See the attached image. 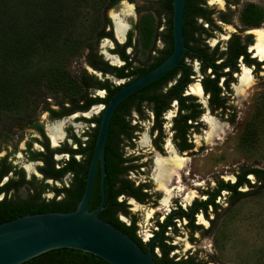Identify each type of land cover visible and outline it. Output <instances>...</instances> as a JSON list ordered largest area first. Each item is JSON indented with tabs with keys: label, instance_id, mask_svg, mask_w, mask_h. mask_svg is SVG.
<instances>
[{
	"label": "trees",
	"instance_id": "16d2710c",
	"mask_svg": "<svg viewBox=\"0 0 264 264\" xmlns=\"http://www.w3.org/2000/svg\"><path fill=\"white\" fill-rule=\"evenodd\" d=\"M79 0H0V126L2 122L10 121L15 115L27 114L36 110L39 106L47 112L48 118L59 119L74 112H84L91 105L106 104L107 100L119 89L120 85L114 86L105 78L98 79L95 75L87 72L85 68L77 77L71 78L65 69L68 59L75 53L86 48L87 52L83 56V62L87 67L102 76L109 74L117 79L128 78L129 80L147 72L149 69L161 62L171 51V0H159V10L156 17L166 18V27L162 33L164 46L156 51L157 54L151 57L146 64L136 65L134 62L135 53L146 50L147 53L154 50L155 26L149 14L141 15L132 26L137 31L138 39L135 43L131 40L132 30L126 34L124 44L115 41L109 19L103 16L101 20H94L93 32L89 39H82L78 35H72V30L77 22V7ZM104 9L115 6L120 0H100ZM198 0H185L183 10L182 33L184 42L189 44V48L194 52L187 54L190 58L198 60L199 71L202 74L200 80L204 93L208 94L207 106L212 113L218 110L220 115L228 113L229 123L232 122L233 110L227 104L228 96L221 95L222 90L218 86L220 77H224L222 86L228 91V83L231 81V73L237 71V59L242 56V61L249 65L254 63L248 57L245 46L251 42L250 36L239 37L231 34L226 41L225 50H218L215 45L208 48L203 44V36H207L206 30L195 25L193 17L203 16V9L196 6ZM264 19V10L255 4L249 3L242 7L239 14V21L243 27H258ZM210 24V20H207ZM90 33V34H91ZM109 39L113 47L110 52L118 56L123 62L120 66H111L104 61L100 54L93 48L100 39ZM131 47L129 54L125 53V48ZM186 54V52H185ZM221 59L219 63H215ZM227 68V71L222 70ZM177 68L174 67L166 74L137 90L121 100L113 110L106 141L104 145V172L103 177V208L98 213V217L128 235L143 250L144 246L134 235L132 224L124 225L115 216V212L125 213L122 202L116 201L117 195L131 192L134 195L138 189L131 188L128 180L124 177L127 166L123 165L125 158L117 151L120 144L125 139L129 141L132 137L133 126L129 125V116L132 111L139 115V119H144L142 110L149 111L152 116V125L149 133L156 131L153 143L158 149L162 139L161 125L162 113L165 112L170 102L175 99L177 102L176 115L171 118V141L179 151L188 150L191 144L186 142L189 133H197L201 124L197 121L203 112L196 98L191 95H182V89L190 80L189 67L181 66V77L170 87H166V82L172 77ZM209 69V73L205 71ZM45 85L48 89L58 93L61 98L54 101V108L40 100L45 93L40 90V86ZM103 89L104 96L97 97L89 91ZM51 93V92H50ZM56 95V94H55ZM49 98V96H47ZM50 101V98H49ZM48 101V102H49ZM262 105V104H261ZM264 104L261 108H255L251 119L245 124L242 133L240 147L244 150L252 148L256 137V123L264 120ZM80 120L94 122L95 127L86 132V140L80 141L70 134L75 148H70L63 144L57 151L68 154L67 159L60 161L52 160L53 149L48 147V143L43 134L41 125L32 124L33 128L42 138L40 144L42 152H31L29 160H41L42 165L37 171L42 175L39 182L50 179L53 182L62 181L64 175H68L67 185L47 186V184H36L33 175L29 179L24 178L22 170L14 169L5 159H0V182L6 175V180L0 184V223L17 218L25 214H35L43 212H64L73 210L78 202L84 185L88 162L91 156L99 115L95 118ZM30 119L26 120L29 125ZM136 127V126H135ZM56 151V150H55ZM74 155H79L76 159ZM57 166V167H56ZM11 172L10 175L8 173ZM250 175L251 182L247 177ZM234 181H223L215 178V186L202 191L206 195L203 200H193L187 211L177 210L176 217H185L191 231L199 228L193 224L194 214L201 211L206 218L209 212L215 213L220 207L215 202L221 191L227 194L226 202L230 206L234 203L256 194L264 189V168L241 166L233 173ZM21 187H26L24 197H10V193H15ZM52 193L49 199L41 198L44 189ZM242 188H245L242 190ZM138 196V195H137ZM136 196V197H137ZM56 197H59L56 199ZM138 198V197H137ZM99 201V170L96 169L88 209L97 205ZM170 223V222H168ZM208 227L203 230L206 235L213 228V218L208 220ZM160 225V224H159ZM160 256L152 254L155 264H205V262H194L192 258L173 261L167 257L171 246L158 243ZM20 264H107L101 259L86 252H81L69 248H58L46 251Z\"/></svg>",
	"mask_w": 264,
	"mask_h": 264
},
{
	"label": "rangeland",
	"instance_id": "374dc122",
	"mask_svg": "<svg viewBox=\"0 0 264 264\" xmlns=\"http://www.w3.org/2000/svg\"><path fill=\"white\" fill-rule=\"evenodd\" d=\"M204 1L213 12L224 9L223 0ZM249 3L256 4L264 10V0H239V4L231 9L232 13L228 15L233 25H224L216 20L214 17L215 15H212L214 24L219 26V31L211 30L213 37L207 40L208 44H212V42L219 40L221 42L220 47H222L225 40L224 38L231 31L238 30L235 28L241 26L239 21L240 11L243 6ZM158 10L159 0H120L115 6L109 9H104V5L100 0H79L77 7V22L71 32L73 36L76 34L82 39H89L92 35L91 32H93L94 25L92 24L94 20H101L103 16H106L112 26L113 20L111 15L116 14L122 22L127 25V31L132 30L131 40L135 43L138 39V34L136 30L132 29V26L141 15L149 14L154 23L159 22L158 25L155 26L156 34L154 43V49L159 50L164 46L162 33L166 27V18L164 16H161V18L156 17ZM258 27L264 30V19ZM239 33L241 35L245 34L244 31ZM252 33V41H254L255 36L256 43L255 31L253 30ZM111 48L112 44L110 40L102 38L93 50L97 51L107 62L113 64L121 63L117 62L115 54L110 52ZM86 52L87 49L82 48L80 52L70 56L65 67L68 75L71 78H75L81 73L82 69L85 68L87 72L94 74L97 78H105L99 72L90 70L85 65L83 56ZM154 55V51L147 53L146 50L138 49L135 53L136 61L134 64L144 65L149 62ZM111 56L114 58L112 59ZM255 58L257 60V57ZM242 66L245 65L240 64L239 72L233 74L235 81L230 84L228 104L234 114L232 122L229 123V121H226L225 117L228 115H212L207 111L203 113L199 119L203 128L200 129L199 133L189 135L192 142V149L187 152L178 153L177 155L178 157L186 158L184 167L180 170L182 182L181 179L178 180L173 177L171 179V187H181V190L177 191L174 189L172 191L167 205L158 204L163 193L155 189L157 185L155 186L153 184L155 177L153 166L155 164V159L166 158L174 153L173 150L170 151L167 147L169 144L166 142L170 137L168 127L173 109L171 108V110L167 111L163 116L165 118V123L163 125L165 138L162 142L161 154H157L158 152L155 151L150 143L151 137L148 133L150 120H138L133 116L134 114H132V119L140 129L133 140V148H125L124 156L138 158L137 163L142 165L139 169L140 173L139 175L131 173L129 177L134 180V182H142L149 187V197L145 204H139L131 199L125 200L129 214L136 218V234H149L148 229H153L155 225L154 221L161 219L171 206L175 204L186 206L192 198L199 197V191L212 188L215 184L214 178H222L223 180L231 181L233 179V173L241 166L264 168V120H258L256 123L255 145L247 150L240 147L245 124L251 119L254 109L261 108L264 104V65H260L259 69L245 66L249 69L250 75V82L245 86H240L238 81V75L242 72ZM194 67L195 62H192V68ZM243 68L244 67H242V69ZM39 88L40 90H44L45 93L43 94H46L41 96V105H44L45 102L54 108V101L61 98V96L58 93H54L55 91L48 89L45 85H41ZM89 92L91 94H99L97 90H91ZM187 92L193 93L191 91V86H189V89L187 86ZM47 96L50 98L49 102L47 101L49 99ZM197 98L200 102L201 99H203L202 96ZM100 109L101 105L94 106L90 111L91 115L97 116ZM262 114H264V112ZM91 115L89 116L91 117ZM81 116L82 114L75 113L60 119L51 120L40 106L27 114L15 115L10 121L1 123L0 158L4 156L5 163L11 164L15 169H21L26 179L30 178L29 176L33 174L36 184L40 183L42 185L45 183L47 186H60L61 183L50 180L39 182L41 177L35 167L40 163L28 160V155L30 152L42 150L39 144L41 138L30 126L35 124V122L41 125L47 137L48 144L50 145L51 136L48 138L45 128H48L47 132H49V127L57 126L62 123V131L64 133L63 139L57 140L55 143L56 145L50 146L55 148L60 146L63 142H67V144L73 147V142H71L70 139H66V134L71 133L75 137H78L80 141H83L85 139L84 132H87L90 126H92V124L78 120ZM27 119L31 120L29 121V125L25 123ZM134 121H132V123ZM165 142L167 150H165ZM158 155H160V157H158ZM64 157L65 155H57L53 157V159L58 161ZM26 165H30L29 171L26 169ZM248 178L251 182L253 181L250 175ZM174 179L179 183L177 181L172 183ZM66 183L67 177H64L62 179V184ZM172 184H175V186H172ZM244 189L245 188H242V190ZM25 193L26 187H21L17 192L10 193V197L21 198L25 196ZM189 194H191V199L187 201L186 198ZM51 197L52 193L45 188L41 193V198L49 199ZM58 198L59 197H56V199ZM226 199L227 194L221 192L220 197L217 199L220 207L215 213L208 212V218H213V228L206 235L201 236L199 233L189 235L188 231L182 227V224L178 223H176L178 227V236H173L168 230L167 234L171 237L170 242L176 246L174 252L177 256L193 254L198 259L209 261V264H264V189H261L256 194L248 196L231 206L227 204ZM119 218L120 220L126 221V218L123 216H119ZM196 223L201 224L203 226L202 228L207 227V223L200 218V216H196ZM189 239H193V241L190 242Z\"/></svg>",
	"mask_w": 264,
	"mask_h": 264
},
{
	"label": "water",
	"instance_id": "95a60500",
	"mask_svg": "<svg viewBox=\"0 0 264 264\" xmlns=\"http://www.w3.org/2000/svg\"><path fill=\"white\" fill-rule=\"evenodd\" d=\"M185 0H171L172 50L147 72L121 84L103 107L88 162L81 196L73 210L25 214L0 223V264H20L46 251L69 248L89 253L107 264H155L149 244L142 250L128 235L98 217L103 208V151L110 118L124 98L158 79L178 64L186 50L182 33ZM112 23V22H111ZM113 36L117 42L124 41ZM52 145V144H51ZM53 146V145H52ZM99 168V201L88 209L96 168Z\"/></svg>",
	"mask_w": 264,
	"mask_h": 264
},
{
	"label": "flooded vegetation",
	"instance_id": "af4514ba",
	"mask_svg": "<svg viewBox=\"0 0 264 264\" xmlns=\"http://www.w3.org/2000/svg\"><path fill=\"white\" fill-rule=\"evenodd\" d=\"M214 1H216V0H214ZM217 2H219V1H217ZM223 4H224V9H221V10H219V11H216V12H213L211 9H209L208 8V6L205 4V1L204 0H198V3L196 4V6H199V7H201L204 11H203V16H201V15H198V16H194L193 17V19H194V22H195V25H198V26H201V28H203L204 30H206V32H207V36H203L202 35V38H203V44H205L208 48H213L215 45L217 46V48H218V50H220V51H223V50H225V45H226V41L229 39V37H230V35L231 34H235V35H238L239 37H244V36H250V38H251V42L249 43V44H247L246 46H245V51L248 53V57L249 58H251L254 62H256V63H258V65H255L254 63H251V64H249V65H247V64H245L243 61H242V56H239L238 57V59H237V64H236V67H237V71H234V72H232L231 73V75H230V77H231V81L228 83V91H225L224 89H223V86H222V81L224 80V77L222 76V77H220L219 78V80H218V86L221 88V90H222V93H221V95H225V96H228V100H229V92H230V84L232 83V82H234L235 80H234V77H233V74H237L238 72H239V66H240V64H243V65H245V66H248V67H253V68H255L256 67V69H259V66L260 65H264V58H262V59H260L256 54H255V48H254V45H255V36H254V41H252V37H251V33L253 32V30H256V29H262V28H259V27H243L242 25H241V23H240V25L241 26H238V28H235V26H234V28L235 29H238V30H234V31H231L224 39V42H223V46L222 47H220V41L218 40V41H214V42H212V44H208V42H207V40L209 39V38H212L213 37V35H212V33H211V30H213V31H215V30H217V31H219V26H217V25H215L214 24V22H213V18H212V15H215L214 17L216 18V20L217 21H219L220 23H222V24H224V25H233L232 24V22H231V20L228 18V15H230V13H232V10L231 9H233V8H235L238 4H239V0H223ZM256 5V4H255ZM259 7V6H258ZM261 8V7H260ZM207 20H210V24L208 23V21ZM263 21V20H262ZM262 21H261V23H262ZM261 23H260V25H261ZM113 24V23H112ZM205 25V26H204ZM111 28H112V26H111ZM113 30H114V25H113ZM242 31H244L245 32V34L243 35H241L239 32H242ZM127 32L128 31H126L125 33H124V41L122 42V43H119V42H117L116 41V39H115V41L117 42V43H119V44H124L125 43V41H126V34H127ZM112 33H113V31H112ZM253 34V33H252ZM254 35V34H253ZM114 37V36H113ZM184 38V37H183ZM172 41V40H171ZM111 42V41H110ZM111 44H112V42H111ZM184 44H185V42H184ZM112 47H113V44H112ZM185 47H186V50L183 52V54H182V56H181V58H180V60L178 61V64L176 65V66H174V67H176L177 69L175 70V72L173 73V75H172V77H170V79L166 82V87H170V86H172L173 84H175V82L181 77V71H180V67L181 66H185V67H189L190 68V71H191V75H189L188 76V79L190 80L188 83H186L185 84V86L183 87V89H182V95H191V96H193V97H195L196 98V102H198L199 104H200V106H201V108H202V110H203V112L199 115V117L197 118V121L201 124V121L199 120L200 119V117L203 115V113L205 112V111H207L208 113H210V114H212V115H218V116H221L219 113H218V110L217 111H214V112H210L209 111V108H208V106H207V98H208V94L207 93H204L203 92V89H202V86H201V83H200V80H201V78H202V74L200 73V71H199V67H200V64H199V62H198V60H196L195 58H190V56H188L187 54H191V53H193L194 51L192 50V49H190L189 47V44L188 45H186L185 44ZM163 48V47H162ZM161 48V49H162ZM160 50V49H159ZM171 50H172V43H171ZM152 51H154L155 52V54H157L156 53V51H158V50H156V49H154V50H152ZM252 51V52H251ZM131 52V47L130 46H127L126 48H125V53H127V54H129ZM171 52V51H170ZM185 52H186V54H185ZM251 53H252V55H251ZM112 54H114V53H112ZM170 54V53H169ZM168 54V55H169ZM167 55V56H168ZM155 56V55H154ZM166 56V57H167ZM165 57V58H166ZM255 57H257V60H256V58ZM115 58H116V60H117V62H121V63H119V64H113V63H110V62H107L106 60H104L103 58V60L104 61H106L109 65H111V66H120L123 62L118 58V56L115 54ZM152 58H154V57H152ZM151 60H153V59H151ZM221 61V59H218L215 63H219ZM192 62H195V67L194 68H192ZM160 63V62H159ZM158 63V64H159ZM245 66H242V67H245ZM155 67V66H154ZM174 67H172V68H174ZM242 67H241V71H242ZM89 68V67H88ZM171 68V69H172ZM247 68V67H246ZM90 69V68H89ZM170 69V70H171ZM90 70H92V69H90ZM150 70V69H149ZM169 70V71H170ZM95 71V70H94ZM223 72H225V71H227V68H224L223 70H222ZM97 72V71H96ZM100 73V72H99ZM167 73V72H166ZM165 73V74H166ZM209 73V69H207L206 71H205V74H208ZM101 74V73H100ZM94 75V74H93ZM141 75V74H140ZM240 75V74H239ZM239 75H238V77H239ZM108 76V77H107ZM139 76V75H138ZM163 76V75H162ZM104 77H105V79H107L108 81H110L111 82V84H113L114 86H116V82L117 81H122V83H125V82H127V81H129V79L128 78H120V79H117V78H115V77H113V76H111V75H109V74H105L104 75ZM137 77V76H136ZM135 78V77H134ZM134 78H132V79H134ZM160 78V77H159ZM98 79H100V78H98ZM131 80V79H130ZM157 80V79H156ZM155 81V80H154ZM198 84L199 85V88H200V93H194L192 90V92L194 93H191V92H187V86H188V89H189V86H191V85H193V84ZM150 84V83H149ZM117 85H121V84H117ZM143 88V87H142ZM141 89V88H140ZM94 90H97L98 92H99V94H93V95H95V96H97V97H103L104 96V94H105V92H104V90L103 89H94ZM94 90H92V91H94ZM190 91V90H189ZM136 92V91H135ZM134 92V93H135ZM133 93V94H134ZM200 95V96H198V95ZM131 95V94H130ZM203 97V99H201V102L198 100V98L197 97ZM123 100V99H122ZM228 100H227V104H228ZM47 101H49V99L47 100ZM108 101V100H107ZM96 105H101V109H100V112H99V118H100V113H101V111H102V109H103V107L105 106L104 104H101V103H98V104H94V105H91L86 111H84V112H81V113H78L77 112V114H82V116L81 117H79V118H84V119H90V118H95V117H97V116H92L91 115V113H90V115H91V117L88 115H86V113H88V112H90L92 109H93V107L94 106H96ZM116 107V106H115ZM171 108L173 109V114L171 115V117H170V120H169V122H170V124H169V127H168V130L170 129V126H171V118L172 117H174L175 115H176V111H177V102H176V100L175 99H173L171 102H170V105H169V108L165 111V112H163L162 113V116H161V118L163 119V122H162V125H161V129H162V139H161V142H160V146H159V148L160 149H158L157 147H155V145H159V143H158V141H156V143L154 144L153 143V138H154V135L156 134V131L155 132H153L152 134H150L149 132V135H150V137H151V139H150V143H151V145H152V147L155 149V151H157L158 153L157 154H161V152H162V148H161V146H162V142H163V140H164V136H165V134H164V131H163V125H164V123H165V118L163 117L164 116V114L167 112V111H169V110H171ZM115 109V108H114ZM143 112H145V113H143L144 115V119H147V120H150V126L152 125V119H153V116H152V114L149 112V111H146V110H142ZM46 112V111H45ZM47 113V112H46ZM76 112H74V113H71V114H69V115H66V116H70V115H72V114H75ZM113 113V112H112ZM132 114H134L133 116L135 117V118H137L138 120H141V119H139L140 117H139V115L136 113V112H134V111H132L131 113H130V116H129V125L130 126H133L134 127V129H133V131H132V137L129 139V141H126L125 139H122L123 141L121 142V144H120V148H118L117 149V151L118 152H120L121 153V156L123 157V158H125V160H124V162H123V165L124 166H127L128 168H127V170H126V172H125V175H124V177L126 178V180H128L129 181V183H130V185H131V188H135V189H138V193L137 194H133V193H131V192H125V193H121V194H119V195H117V197H116V201H118V202H122L123 203V205H124V209H125V213L123 214V213H121V212H115V216L117 217V219L120 221V222H122L124 225H126V226H129V225H131L132 224V226H133V229H134V235H135V237L139 240V242L142 244V246H144V248H145V250H146V248H147V246H148V244H149V247H150V250H151V256H152V254H154L155 256H160V249H159V247H158V243H162V244H165V245H168V246H171L172 248L168 251V253H167V257L168 258H171L173 261H179L180 259H183V260H185V259H187V258H192L193 259V261L194 262H205V264H209L210 262L209 261H206V260H201V259H198L195 255H193V254H186V255H183V256H177L176 255V253L174 252L175 250H176V246H175V244H172L170 241H171V237L170 236H168V230H169V232H171L172 234H173V236H178V227H177V225H176V223H178V224H182V227H184L187 231H188V233H189V235H192L193 233H199L201 236L203 235H205L204 233H203V230L204 229H206L207 227H208V225H209V223H208V220L209 219H212V218H208V215H207V217L205 218L204 217V215H203V213L201 212V211H198V212H196L193 216H194V220H193V224H195V225H198L199 226V228H197V229H195L194 231H191L190 230V228L188 227V223H187V219L185 218V217H181V218H178V217H176V211L177 210H182V211H187V208L188 207H190V205H191V203H192V201L193 200H203V199H205L206 198V195L205 194H203L202 193V191H204V190H201V191H199V197H194V198H192L188 203H187V205L186 206H182V205H180V204H175V205H173V206H171L170 207V209L168 210V212L167 213H165L164 214V216H162V218L161 219H159V220H155L154 221V227H153V229H148L149 230V234H142V235H139V234H136V230H137V224H136V218L133 216V215H130L129 214V212H128V206H127V204H126V202H125V200H127V199H131L132 201H134V202H137V203H139V204H145V202H146V200L148 199V195H149V187H148V185H146V184H144V183H140V182H134V180H132L130 177H129V174H131V173H136V174H138L139 175V169L142 167V165L141 164H139V163H137V159L138 158H136V157H133V156H124V149L125 148H133V140L135 139V137H136V133H138L139 132V127L137 126V124H136V122L132 119L133 117H132ZM222 115H228L227 117H225V119H226V121H228L229 119H230V115L228 114V113H224V114H222ZM47 116H48V114H47ZM66 116H63V117H66ZM112 116V115H111ZM63 117H61V118H63ZM78 118V120H80ZM50 119V118H49ZM60 119V118H59ZM111 119V118H110ZM143 119V120H144ZM51 120H55V119H51ZM80 121H82V122H85V123H88V124H92V126H90V128L87 130V132H89V130L91 129V128H94L95 127V123L94 122H86V121H83V120H80ZM132 121H134L133 123H132ZM99 122V121H98ZM136 126V127H135ZM150 126H149V128H150ZM42 127V126H41ZM109 127V126H108ZM97 128H98V126H97ZM201 128H203L202 127V124H201V127H200V129ZM200 129H199V131H200ZM42 130H43V127H42ZM45 131H46V134H47V136H48V138H50V135L48 134L49 132H47L48 131V128L46 129L45 128ZM108 131V130H107ZM149 131V130H148ZM170 131V130H169ZM199 131L197 132V133H199ZM36 132V131H35ZM37 133V132H36ZM86 132H84V136H85V139L83 140V141H85L86 140V138H87V136H86V134H85ZM96 133H97V130H96ZM197 133H194V132H191V133H189V135H191V134H197ZM43 134H44V130H43ZM70 134L71 133H69V134H66V139H70L71 140V142H72V139L70 138ZM37 135L39 136V134L37 133ZM73 135V134H72ZM189 135L187 136V140H186V142H188V143H190L191 144V148H189L188 150H183V151H179L176 147H175V145L173 144V142L171 141V131H170V137H169V140H167L166 142H168V144L171 146V148H172V150H173V152L176 154V155H178V153H183V152H187V151H190L191 149H192V142H191V140H190V138H189ZM44 136H45V134H44ZM74 136V135H73ZM96 136V135H95ZM106 136H107V134H106ZM40 137V136H39ZM75 137V136H74ZM41 138V137H40ZM45 138H46V141H47V143H48V140H47V137L45 136ZM76 138H78V137H76ZM79 139V138H78ZM41 140H42V138L39 140V144H40V142H41ZM80 140V139H79ZM95 141V140H94ZM106 141V140H105ZM166 142H165V150H167L166 149ZM53 145V143H52V141H51V138H50V145ZM63 144H66V146H68V147H70V148H75V144L74 143H72V145H73V147L72 146H70V144H67V142H63L60 146H58V147H55V148H52V146H50L49 144V148L50 149H53L54 150V152L52 153V155H51V157H52V160H54L53 159V157H55V156H57V155H65V157L64 158H62V159H60V160H63V159H67L68 158V154L67 153H65V152H59V151H57L58 149H60L61 147H62V145ZM56 145V144H55ZM94 145V144H93ZM105 145V144H104ZM40 146H41V144H40ZM41 151H37V152H42L43 151V147L41 146ZM93 149V148H92ZM56 150V151H55ZM104 152V151H103ZM31 153V152H30ZM29 153V154H30ZM167 155H168V152H167ZM180 156V155H179ZM74 157L76 158V159H78L79 158V155H74ZM158 157H160V155H158ZM162 157H165V156H162ZM2 158H4L5 159V157L3 156V157H1L0 159H2ZM104 159V158H103ZM28 160H29V155H28ZM60 160H58V161H60ZM153 160H154V158H153ZM30 161H34V162H39L40 164L39 165H37L35 168H36V170H37V168L39 167V166H41L42 165V162H41V160H30ZM54 161H56V160H54ZM0 163H1V161H0ZM11 165V164H10ZM12 166V165H11ZM57 167V166H56ZM103 167H104V164H103ZM98 168V167H97ZM96 168V169H97ZM15 169V168H14ZM153 169H154V166H153ZM16 170H18V169H16ZM21 170V169H20ZM98 170H99V168H98ZM38 172V171H37ZM96 172V171H95ZM39 173V172H38ZM105 173V172H104ZM11 174V172H9L8 173V175H10ZM40 174V173H39ZM33 175V174H32ZM95 175V174H94ZM34 176V175H33ZM249 176V175H248ZM247 176V177H248ZM30 177V176H29ZM40 177H42V175L40 174ZM64 177H67V181H68V175L66 174V175H64L63 176V178ZM6 178H7V176L5 175L3 178H2V180H1V182H0V184L1 183H3L5 180H6ZM233 179L231 180V181H229V180H223L222 178H218V179H221V180H223V181H229L230 183L231 182H233L234 181V176L232 177ZM26 179V178H25ZM27 179H29V178H27ZM153 179V178H152ZM46 180H50V179H46ZM46 180H44V181H46ZM50 181H52V180H50ZM175 181H177V180H173V182L172 183H174ZM55 182H59V181H55ZM181 182H182V175H181ZM214 182H215V178H214ZM59 183H61L62 184V181H60ZM153 184L156 186V184L154 183V180H153ZM63 185H67V183L66 184H63ZM172 186H175V184H172ZM215 186V184L213 185V187ZM173 188V187H172ZM155 189H157V190H159L158 188H157V186H156V188ZM206 190V189H205ZM160 192H162L161 190H159ZM221 192H225V191H221ZM220 192V193H221ZM163 193V192H162ZM226 193V192H225ZM183 194V193H182ZM138 195V196H137ZM138 198H137V197ZM3 197V194L1 193L0 194V198H2ZM162 197H163V195H162ZM161 197V198H162ZM220 197V194L216 197V200H215V202H217V199ZM160 198V199H161ZM160 199H159V201H158V204H160ZM217 204H218V202H217ZM208 212H209V210H208ZM119 216H123V217H125L126 218V221H124V220H120V218H119ZM196 216H200V218H202L203 220H205V222L207 223V227H205V228H202L203 226L201 225V224H198V223H196ZM149 218V217H148ZM168 222H170V223H168ZM160 224V225H159ZM181 226V225H180ZM189 241L190 242H192L193 241V239H189ZM143 250V249H142ZM144 250V251H145Z\"/></svg>",
	"mask_w": 264,
	"mask_h": 264
},
{
	"label": "bare ground",
	"instance_id": "6f19581e",
	"mask_svg": "<svg viewBox=\"0 0 264 264\" xmlns=\"http://www.w3.org/2000/svg\"><path fill=\"white\" fill-rule=\"evenodd\" d=\"M111 17L114 25V33L116 34V36L122 38L125 31H127V25L122 22V20L118 17V15L112 14ZM254 31L256 35V43L254 45L256 55L259 56L260 58H264V30L256 29ZM111 58L113 59L114 57L111 56ZM238 81L240 86H245L250 82V75L248 68L244 67L242 69V72L238 77ZM191 90L194 93H200V88L198 84H195L193 86L191 85ZM90 113L91 112H88L86 113V115L88 116L90 115ZM62 126H63L62 123H60L57 126L49 127V134L51 136V141L53 143V146L55 145L57 140H61L64 137ZM167 147L170 149V151H172L169 145ZM185 160L186 158L178 157L174 153H172L170 156L166 158L155 159L154 181L158 189L163 192L164 196L162 197L160 202L162 205L168 204L169 198L171 197L172 191L174 189H176L177 191L181 190V187H173V188L171 187V179L173 177H175L178 180L181 179L180 170L184 167ZM26 169L29 171L30 165H26ZM186 199L187 201H189L191 199V194L187 195Z\"/></svg>",
	"mask_w": 264,
	"mask_h": 264
}]
</instances>
